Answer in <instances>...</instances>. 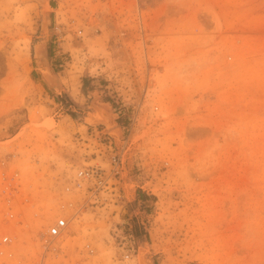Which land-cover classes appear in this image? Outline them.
I'll return each instance as SVG.
<instances>
[{"label": "rangeland", "instance_id": "374dc122", "mask_svg": "<svg viewBox=\"0 0 264 264\" xmlns=\"http://www.w3.org/2000/svg\"><path fill=\"white\" fill-rule=\"evenodd\" d=\"M63 212L49 264H264V0H0V264Z\"/></svg>", "mask_w": 264, "mask_h": 264}, {"label": "built area", "instance_id": "2783aa9c", "mask_svg": "<svg viewBox=\"0 0 264 264\" xmlns=\"http://www.w3.org/2000/svg\"><path fill=\"white\" fill-rule=\"evenodd\" d=\"M78 175L80 176V179L82 180H90L96 178V176H100V171L98 169L93 168H86L81 170ZM76 186H80V182H76ZM11 198H6V205L7 209L4 210L3 214L6 218L13 217L14 213L12 211V207L10 205ZM5 218V220H6ZM8 220V219H7ZM8 222V221H7ZM8 223L7 225H9ZM67 217L65 216V212L60 214L58 218L55 220V222L49 226L46 227L44 231L40 233V238L38 240L39 247H40V256L39 258L32 264H49L47 263L48 258H50V255L57 254L58 252L62 251V244L60 242V237L66 232L67 229ZM12 237L8 235H3V237L0 240V244H11ZM0 254L2 255H8L11 257L10 260H18V261H24L26 258L24 256H16L14 253L10 252L7 254L5 250H0ZM15 255V256H13Z\"/></svg>", "mask_w": 264, "mask_h": 264}, {"label": "bare ground", "instance_id": "6f19581e", "mask_svg": "<svg viewBox=\"0 0 264 264\" xmlns=\"http://www.w3.org/2000/svg\"><path fill=\"white\" fill-rule=\"evenodd\" d=\"M38 1H39V3H41V6L42 5L46 6L48 0H38ZM50 24H51V18L48 17V16H45L44 19H43V26L44 27H48V26H50ZM37 51H38V54H42V56L46 55L47 54V46L40 44L37 47ZM46 73H48V75H46V77L50 80V82L52 84H55V85L57 84L58 85L57 75L55 73L51 72V71H48V70L46 71ZM92 93H94V92H92ZM95 95L97 96L98 94L95 93ZM99 99H100V97H99ZM100 101H102V100H100ZM95 106H96V112H97L96 114L97 115L95 113L94 114L96 116H98V117H103L106 120V124H105L106 128L111 129V131L114 132L115 134L118 133V128L119 127L115 126L114 116H113V113H112V111L110 109L109 104H107L105 102L96 101ZM88 119H89V116H88Z\"/></svg>", "mask_w": 264, "mask_h": 264}, {"label": "water", "instance_id": "95a60500", "mask_svg": "<svg viewBox=\"0 0 264 264\" xmlns=\"http://www.w3.org/2000/svg\"><path fill=\"white\" fill-rule=\"evenodd\" d=\"M36 45H39V42H38ZM36 45L34 46V55H35V56H37V55H36V52H37V51H36ZM37 58H38L39 61L41 62L43 68L47 66V62L45 61V59H44V60H41L38 56H37ZM40 73H41V77H42L43 81L47 84V86H48L49 88H51V89H53V90H57V89L59 88V85L57 86V84H56V85H55V84H52V83L50 82V80L44 75L42 68H41Z\"/></svg>", "mask_w": 264, "mask_h": 264}]
</instances>
